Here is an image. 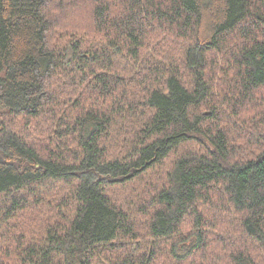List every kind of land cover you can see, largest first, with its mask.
<instances>
[{"label":"trees","instance_id":"obj_1","mask_svg":"<svg viewBox=\"0 0 264 264\" xmlns=\"http://www.w3.org/2000/svg\"><path fill=\"white\" fill-rule=\"evenodd\" d=\"M0 264H264V0H0Z\"/></svg>","mask_w":264,"mask_h":264}]
</instances>
